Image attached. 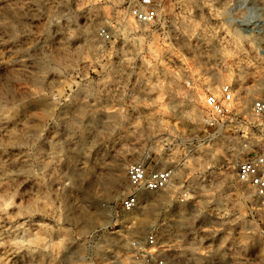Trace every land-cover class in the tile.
I'll list each match as a JSON object with an SVG mask.
<instances>
[{
  "label": "rangeland",
  "instance_id": "obj_1",
  "mask_svg": "<svg viewBox=\"0 0 264 264\" xmlns=\"http://www.w3.org/2000/svg\"><path fill=\"white\" fill-rule=\"evenodd\" d=\"M130 1L0 0V264H142L152 229L167 264H264V202L236 172L264 151V0H150V24ZM224 83L223 117L204 101ZM139 161L174 186L122 212Z\"/></svg>",
  "mask_w": 264,
  "mask_h": 264
},
{
  "label": "built area",
  "instance_id": "obj_2",
  "mask_svg": "<svg viewBox=\"0 0 264 264\" xmlns=\"http://www.w3.org/2000/svg\"><path fill=\"white\" fill-rule=\"evenodd\" d=\"M130 13L140 23L150 24L158 16L156 6L150 0H131ZM100 34L105 39H110L111 34L102 29ZM218 96L210 92L205 96L207 110L218 116H225L230 111L229 105L235 99V91L231 83H224L219 87ZM252 113L258 118L259 125L264 130V98H256L252 102ZM237 177L244 184H248L259 199L264 202V151L254 154L237 165ZM130 192L126 194L120 204L122 212H132L140 206L142 191L163 192L174 186L175 170L173 167H151L143 161L133 162L126 167ZM188 199V189L183 188L179 201ZM133 256L142 264H167V254L170 245L152 229L142 237L131 242Z\"/></svg>",
  "mask_w": 264,
  "mask_h": 264
},
{
  "label": "bare ground",
  "instance_id": "obj_3",
  "mask_svg": "<svg viewBox=\"0 0 264 264\" xmlns=\"http://www.w3.org/2000/svg\"><path fill=\"white\" fill-rule=\"evenodd\" d=\"M236 36V35H235ZM237 37V36H236ZM238 39V38H237Z\"/></svg>",
  "mask_w": 264,
  "mask_h": 264
}]
</instances>
